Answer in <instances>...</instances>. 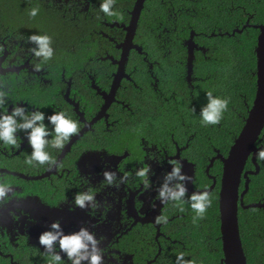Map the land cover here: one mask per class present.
Here are the masks:
<instances>
[{
    "label": "flooded vegetation",
    "instance_id": "obj_1",
    "mask_svg": "<svg viewBox=\"0 0 264 264\" xmlns=\"http://www.w3.org/2000/svg\"><path fill=\"white\" fill-rule=\"evenodd\" d=\"M7 1L0 0V12ZM42 2L44 9L57 12L64 24L80 26L83 33L90 36L92 48H87L83 56H76L74 43L71 47L64 46L66 53L63 55L55 48L69 66L57 65L53 60L42 62L31 52L35 47L29 42L32 34H19L20 26L8 32L0 13V89L8 93L9 111L13 104L26 107L30 113L39 110L46 115L62 109L79 122L80 131L62 151L49 149L56 160L51 168L47 164L31 166L25 163L31 149L23 131L17 133L21 138L17 149L0 145V179L9 181L12 186L9 193L12 198L0 207V258L6 259L8 264H50V256L38 244V237L58 220L66 234L81 227L94 232L101 241L100 248L104 249V264H161L165 247L172 248L170 244L180 242L168 230L178 224V219H186L184 210H188L186 203L160 202L157 193L165 174L171 171L173 162H181L183 171L189 176L193 174V188L187 183L185 199L193 193L190 189L211 193L218 186L220 199L223 158L228 157L239 135L227 153L214 148L215 154L208 156L207 135L190 131L186 124L180 134L175 129L163 127L157 121L155 109V113L145 109L141 113L135 109V104L140 102L148 104L147 107L155 102L162 106L160 98L168 99L165 90L168 84H164L165 78L155 72V66L164 64L174 68L170 57L175 55L171 49L157 53L145 50L136 39L140 18L133 43L141 50L132 47L128 54L124 53L122 44L128 32L125 27L132 22L137 0L134 3L116 0L117 15L113 17H106L99 11L101 0ZM121 13L125 14L120 17ZM193 28L190 26V35L184 41L188 51L185 77L192 88L196 51L206 49L197 43L196 36L200 33ZM190 40L195 45L191 81ZM140 58L151 78L145 77L144 81L157 95L144 91L145 85L142 87L137 82L140 75L134 62L141 61ZM132 86L141 97H132V91H128ZM115 87L114 95H109ZM249 161L252 158L247 161L245 171L256 170V166L247 168ZM219 163L220 175L215 172ZM140 168H150L148 189L136 176ZM105 171L116 174L113 185L104 180ZM122 176L127 177L124 182L120 180ZM245 190L243 175L239 187L240 207H243L241 195L244 193L245 197L249 188ZM83 191L96 194L94 207L80 209L74 205L75 195ZM161 214L168 217L167 223L155 222ZM56 251L59 252L58 246ZM61 256L64 264H70L63 253Z\"/></svg>",
    "mask_w": 264,
    "mask_h": 264
},
{
    "label": "trees",
    "instance_id": "obj_2",
    "mask_svg": "<svg viewBox=\"0 0 264 264\" xmlns=\"http://www.w3.org/2000/svg\"><path fill=\"white\" fill-rule=\"evenodd\" d=\"M42 1L8 0L0 12L4 27L10 32L12 28L20 26L19 34L25 36L47 33L53 37L54 49L62 55L66 53L64 46L71 47L72 43L76 44V56L85 55L87 48H92L90 36L83 33L80 26L64 24V19L57 12L43 8ZM33 7L39 8L34 18L28 15ZM247 23L250 25L247 26ZM262 23L264 0H146L136 39L149 53L173 50L175 55L170 60L172 58L174 68L164 64L155 66V72L165 78L164 84H168V88L165 87L168 99L160 98L163 105L155 102L159 107L153 104L149 105L150 108L146 106L148 104L140 102L137 103L139 106L135 104V109L141 113L144 109L146 112L155 109L157 121L180 134L186 124L190 131L207 135L208 156L215 154L214 148L227 153L242 131L256 96L259 29L254 25ZM190 26L200 33L196 36L199 46L206 48L205 51H196L193 88L185 77L188 51L184 41L190 35ZM236 29H242V32ZM88 38L89 41L86 40ZM56 49L52 59L54 63L69 66L68 61L62 60V55L58 56ZM140 60L134 62L140 75L137 82L142 87L145 85L144 91L153 93L150 84L144 81L145 77L147 80L151 78L142 58ZM128 91H132L133 98L141 97L133 86ZM208 91L230 99L229 109L217 126L205 127L200 122L199 112L207 103ZM159 127L163 128L161 125ZM257 145L264 147V129ZM259 165L260 171L250 175L249 190L244 197L246 204L264 201V162ZM220 166L219 163L215 170L219 175L222 173ZM247 168L254 169V163L249 161ZM219 188L210 193L212 205L202 219L196 218L190 204L185 202L188 209L184 210L186 219H178V224L168 230L180 242L170 244L172 248L165 247L161 264H175L180 252L185 253V260L195 261V264H224ZM239 220L248 264H264V208L240 207ZM0 260H4L0 264H8L6 259Z\"/></svg>",
    "mask_w": 264,
    "mask_h": 264
},
{
    "label": "clouds",
    "instance_id": "obj_3",
    "mask_svg": "<svg viewBox=\"0 0 264 264\" xmlns=\"http://www.w3.org/2000/svg\"><path fill=\"white\" fill-rule=\"evenodd\" d=\"M115 3L116 0H101L99 11L106 17L116 16ZM38 13L39 8L33 7L28 15L34 18ZM29 42L35 45L31 49L32 54L42 62H48L54 58L53 37L49 34H32ZM36 67L39 70L40 65ZM7 98L8 93L0 89V145L13 150L17 149L18 141L21 140L17 133L23 131L28 147L31 149L30 154L25 158V163L31 166L47 164L50 168L55 166L56 160L49 149L62 151L70 139L80 131L79 122L62 109L54 110L50 115H46L39 110L30 113L26 107L13 104L9 111ZM206 99L207 103L199 112L200 122L205 127L217 126L229 109L230 99L214 95L212 91L206 93ZM193 112H195L194 108ZM255 158L258 163L264 162V147L257 149ZM149 171L150 168H140L136 171V176L143 181L145 189L150 187L147 179ZM103 175L108 185L114 184L115 173L105 171ZM126 179V176L120 178L121 182ZM190 181L191 177L183 171V164L173 162L171 171L165 174L157 195L162 204L188 202L196 218L202 219L212 205L210 193L207 190L195 191L185 201L188 194L187 183ZM11 192L10 182L0 179V207L12 198L9 196ZM74 205L80 209L94 207L96 194L92 191L78 192L74 197ZM167 220L168 217L161 214L156 217L155 222L161 224L167 223ZM100 243L96 234L86 227L66 234L58 220L53 221L48 230L41 232L38 237V244L50 256V264H64L61 253L66 256L70 264H104L105 253L104 249L100 248ZM57 246L59 252L56 251ZM175 264H195V261L185 260V253L180 252L176 256Z\"/></svg>",
    "mask_w": 264,
    "mask_h": 264
},
{
    "label": "water",
    "instance_id": "obj_4",
    "mask_svg": "<svg viewBox=\"0 0 264 264\" xmlns=\"http://www.w3.org/2000/svg\"><path fill=\"white\" fill-rule=\"evenodd\" d=\"M144 2L145 0H137L132 11V22L128 27H125V30L128 31L126 40L122 44L125 54H128L130 48L132 47L141 50V47L133 43V39L136 34L138 20L140 18L141 10L144 6ZM254 26L259 29L258 43L256 46L257 92L242 131L233 144L228 157H222L224 161V173L222 178L219 202L221 237L224 251V258L222 259V263L224 264H248L240 230L239 187L242 181V176L244 175V177L246 178L245 191L247 192L250 182L249 174H257L260 171V165L255 158V153L259 148L257 142L259 141L264 129V23L256 24ZM235 31L242 32V29H236ZM189 45V80L191 81L192 60L194 57L193 48L195 45L192 40L189 41ZM115 84L117 86V84H119V80H117ZM115 90L116 87L109 95L113 96ZM103 94L106 95L105 93ZM250 158H252V161L256 166V170L245 171V166ZM190 177L191 181L188 183L190 184L191 188H193V174H190ZM190 190L195 192L193 189ZM241 196V205L244 208L264 207V202H255L245 205L243 202L244 193Z\"/></svg>",
    "mask_w": 264,
    "mask_h": 264
}]
</instances>
